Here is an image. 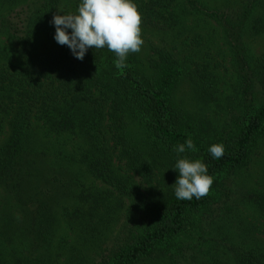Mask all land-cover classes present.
Wrapping results in <instances>:
<instances>
[{
  "label": "trees",
  "instance_id": "obj_1",
  "mask_svg": "<svg viewBox=\"0 0 264 264\" xmlns=\"http://www.w3.org/2000/svg\"><path fill=\"white\" fill-rule=\"evenodd\" d=\"M177 1L133 0L141 23L154 27H172L162 19L165 12L174 15L170 10L178 7ZM60 4L43 0L39 8H30L23 31L9 28L20 66L0 63V137L8 133L0 143V244L8 250L17 241L37 254L26 255L23 246L13 249L10 259L14 264H54L52 242L63 225L58 208L75 198V191L83 190L82 177L90 176L103 189H96L76 214L80 233L96 240L100 229L110 231L122 219L108 249L67 260L69 264H264V242L241 237L222 246V224L213 214L230 178L250 164L264 142V102L255 97L259 87L264 90V58H251L242 41L249 14L260 6L263 11L251 28L264 33V0H243L239 25L227 20L240 112H232L218 133L177 101L184 63H195L192 55L182 61L172 51L155 48L146 62L138 52L129 53L127 67L118 69L115 53L106 47L89 48L83 60L67 45L39 50L40 33L50 28ZM0 57L7 58L1 48ZM199 94L214 98L207 85ZM64 137L72 143L69 151L61 141L52 147L47 140ZM187 139L196 150L179 156L200 160L213 178L209 193L200 199L175 196V148ZM213 144L224 146L219 159L209 152ZM248 198L264 217V193L251 192ZM222 213L221 221L228 222L229 214ZM199 214V228L215 241L205 258L186 256L176 242ZM73 220L66 221L68 227L73 228Z\"/></svg>",
  "mask_w": 264,
  "mask_h": 264
},
{
  "label": "rangeland",
  "instance_id": "obj_2",
  "mask_svg": "<svg viewBox=\"0 0 264 264\" xmlns=\"http://www.w3.org/2000/svg\"><path fill=\"white\" fill-rule=\"evenodd\" d=\"M77 1L61 0L59 14L64 15V13L76 11ZM177 3L178 7L170 10L174 12V15L171 16L165 12L164 14L167 16L162 19L163 23L170 24L172 27L146 26L141 23V38L144 43L138 52L139 57L146 62L151 50L155 48L172 51L182 61L187 55H192L195 63H184L185 68L181 85L178 88L177 101L187 112L201 120H208L213 125L215 133H218L225 120L231 118L232 112L236 116L240 112L238 108V97H240L238 78L230 49V43L232 44L233 41L231 37L226 38L225 28L227 20L231 22L232 26L239 25L244 12L243 0H178ZM42 4L43 0H0V48L7 53V58L0 57L1 64L19 68L20 60L15 53L9 28L12 30L15 27L23 31L27 24V14L30 15V8L33 11ZM183 10H186L184 15L181 14ZM261 11H263L262 6L256 8L254 14H249L248 17L252 18L247 24V30L242 38L247 54L257 60L264 58V33L255 32L251 25L254 24L256 21L254 18L258 17ZM6 20H9V23ZM245 24L246 19L243 25L245 26ZM49 27L40 33V40L37 41L39 50L58 44L54 39L55 26L49 24ZM186 39L189 43L183 45V41ZM197 66L200 67L201 74L205 71L203 76L198 74ZM206 85L212 90L214 98L202 97L199 94L205 90ZM258 89V93H255L256 100L264 102V90H260V87ZM248 97L250 98V95ZM7 135L6 132L0 137V143ZM47 140H50L49 144L52 147L53 145L58 146L61 141L65 144L66 150L71 149L72 143L66 137ZM52 140L54 144L53 142L51 144ZM82 183L83 190L77 189L73 194L75 198L63 201V204L58 208L63 225L52 242L51 258L54 264H69L67 260L75 259V257L82 258L86 254H98L99 250L108 249L112 243H115V238L118 235L116 230L119 229L121 216L118 220L114 219L110 231L100 229V233L95 237L96 240L87 233H80L76 214L81 209L84 210L86 201L91 200L90 195L96 189H103L102 184L90 176H83ZM251 192L264 193V142L255 149L250 164L230 178L229 189L223 191V196L219 199L221 202L214 205L215 220L222 224V235L219 240L222 246L228 244L229 240L236 241L235 238L241 240V237L248 239L250 243L256 239L259 242H264V217L253 205L249 204L248 197ZM222 211L229 214L228 222L221 221L220 215L224 214ZM207 216L206 214L205 217ZM73 218V228H70L66 221ZM200 220L201 214L196 217V220L190 221L184 234L176 240L186 256H191L194 253L196 258H205V255L208 257L209 252L215 248V241L209 237L210 233L199 228ZM203 220L209 221L208 217ZM206 239L208 240L206 241ZM25 242L28 243L26 239ZM15 244L8 250H4L3 245L0 244L2 264H14L9 253L20 247L17 241ZM23 250L30 257L37 255L30 251L29 247L24 246ZM148 264H167V262Z\"/></svg>",
  "mask_w": 264,
  "mask_h": 264
},
{
  "label": "clouds",
  "instance_id": "obj_3",
  "mask_svg": "<svg viewBox=\"0 0 264 264\" xmlns=\"http://www.w3.org/2000/svg\"><path fill=\"white\" fill-rule=\"evenodd\" d=\"M59 13L50 21L56 29L54 39L60 45H67L77 59L83 60L89 48L106 47L117 57L115 66L122 69L127 67L128 54L139 52L144 43L141 14L133 0H81L77 13ZM186 149L196 150L192 139L175 148L178 158L172 169L179 173L173 184L175 196L181 200L200 199L209 193L213 178L207 175V166L200 160L179 156ZM209 152L219 159L224 154V146L213 144Z\"/></svg>",
  "mask_w": 264,
  "mask_h": 264
}]
</instances>
